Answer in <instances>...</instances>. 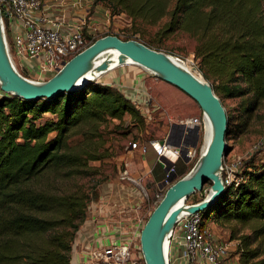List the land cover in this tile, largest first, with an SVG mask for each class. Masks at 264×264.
I'll list each match as a JSON object with an SVG mask.
<instances>
[{"label":"trees","instance_id":"1","mask_svg":"<svg viewBox=\"0 0 264 264\" xmlns=\"http://www.w3.org/2000/svg\"><path fill=\"white\" fill-rule=\"evenodd\" d=\"M166 1L108 0L111 11L107 10L111 17L123 14L129 18L132 29L137 21L155 25L167 15L169 19L159 33L167 36L184 30L195 37L197 70L204 80H212L215 94L214 84L218 82L216 89L222 95L232 98L250 94L252 109L257 108L264 100V0H175L168 11ZM135 33L136 29L123 41ZM95 40L97 37L90 40L91 44ZM228 82L235 84L228 86ZM125 115L141 117L119 90L100 83L52 99H0V264H15L19 237L55 227L57 220L49 217L53 212H61L65 221L87 216L89 209L82 200L33 190L27 184L51 172L76 167L78 156L67 150V140L82 124L104 117L121 121ZM176 171L182 176L187 170L179 163ZM241 175L243 181L237 187H226L210 208L199 213L202 226L209 220L242 225L264 221V159L256 169ZM262 235L264 228L239 238L230 236L231 241H239L240 264H264V253L253 247ZM64 239L63 235L55 236L53 249L38 258L30 257L32 264H68L66 252L71 251L72 239Z\"/></svg>","mask_w":264,"mask_h":264},{"label":"rangeland","instance_id":"2","mask_svg":"<svg viewBox=\"0 0 264 264\" xmlns=\"http://www.w3.org/2000/svg\"><path fill=\"white\" fill-rule=\"evenodd\" d=\"M174 1H166L167 11L171 10ZM98 5L106 9L109 7L108 0H105L102 5ZM108 10L111 11L110 8ZM168 19L166 15L155 25L137 21L135 28L132 29L129 18L125 15H117L109 21V27L103 25L101 31L96 33V36L98 39L102 35H114L123 40L136 29L137 33L132 34V39L130 40L144 43L153 49L158 48L161 52L175 57L187 66L197 70V62L194 57L196 46L195 37L184 30H177L167 36L159 33L161 32L160 29L163 27V24ZM9 38L10 35L8 36ZM14 63V67L20 75L29 80L37 81V79L31 78L21 71L16 65V60H14ZM29 63L33 66V62L30 61ZM133 69L140 70L144 75V86L150 96L149 101H151L149 103V112L145 114L141 106H138L141 115L140 118L125 115L121 121H118L104 117L100 121L82 124V126L71 133L67 140V150L78 156L76 167L74 169L64 170L63 172H51L46 176L33 179L27 184V187L33 190L46 191L63 197H76V199L82 200L86 204V208L91 213L94 214L97 211L99 217L105 216L107 220L111 221L113 219L115 221L114 214L113 211H110L109 208L107 209L104 206L105 203L101 200L103 192L107 188H112L117 184L123 186L125 189L130 188L133 191L136 190L140 194V200H138L135 207L128 209V206L124 202H121L126 209H120L119 211L116 209V212H120V222L127 225L125 230L122 229L125 234L123 242L127 243L137 240L142 226L156 207L158 202L156 195L159 192L158 183L162 178V172L157 166H154L150 171L144 169V166H141L144 158L139 153L132 151L129 143L136 142L142 145L147 141L161 139L166 136L170 129L166 115H170V113H165L163 116L159 115L162 110H165L166 103L161 101L162 98L172 102L169 107L176 109L175 113L179 115L178 119L180 121L189 118H203V113L192 99L185 97L183 93H180L162 79L136 65L118 66L116 69L108 71L99 78L94 79L95 81L91 82V84L101 82L110 75L121 74L120 72H123L122 76H127L130 74L127 71ZM208 83L212 85V80H209ZM216 84L218 82L214 84L216 95L220 98L226 114L229 117L228 135L226 137V145L229 148V152L225 158V162L228 163L232 159L239 158L241 165L236 175L238 178H241L242 173L256 169L257 166L262 164L264 159V147L254 148L258 142L264 141V100L253 110L250 103V94L228 98L222 95L220 90L216 89ZM234 84L231 82L227 83L228 86H233ZM241 87H243V84H241ZM155 104L160 106L159 108L156 107L159 111L153 110V107L156 106ZM45 117L52 118L50 115H46ZM205 134L206 131L203 132L200 129L197 140L192 141L195 144V154L193 159L186 166L184 165L187 170L186 174L192 172L202 155ZM52 136L53 134L49 135V138ZM129 161L139 163L141 172L139 170L132 171L133 164ZM210 186L211 183H206L201 191L190 195L184 205L196 204L206 199L210 193ZM63 216L61 212H53L49 217L57 220L55 227L44 231V233L25 235L22 238L19 237V241L15 247V251L17 250L14 254L16 257V259L14 257L15 264H32L29 258L32 256L38 258L46 250H52V240L57 235L65 236L64 240L72 239L71 251L66 252L67 263L71 264L74 244L78 241L77 236L83 229L87 217L85 216L81 219V216H77L72 217L71 221H69L70 219L65 221ZM70 224L77 227L75 232L74 230L76 228L70 226ZM138 224L142 225L138 227ZM204 227L209 228L216 239L228 244L229 254L227 260L233 263L232 260L236 261L238 258L240 264V254L239 257L237 254L239 241H231L230 236L239 238L241 236L251 235L254 231L264 228V221H250L242 225L235 222L209 220L204 224ZM127 232L130 234L127 235ZM70 233H72V237H70ZM112 240L106 243L100 251L103 248L111 246L113 244L111 243ZM255 246H258L259 251L264 253V235L254 243L253 247ZM83 251L87 254L90 264V261L93 259V251L89 253L90 250L88 248H85ZM99 252L96 253L98 254ZM136 256L139 255L136 254Z\"/></svg>","mask_w":264,"mask_h":264},{"label":"water","instance_id":"3","mask_svg":"<svg viewBox=\"0 0 264 264\" xmlns=\"http://www.w3.org/2000/svg\"><path fill=\"white\" fill-rule=\"evenodd\" d=\"M6 46L7 40L0 11V91L10 96L25 101H38L52 99L83 88L90 84V82L82 83V80L92 59L112 49L120 55L121 66L125 63L123 59H127L130 63L153 73L192 99L208 118L213 136L199 167L192 175L187 173L166 189L163 198L150 213L139 234L144 264H168L167 245L182 212L177 204L185 203L190 195L201 191L206 183H211L210 195L206 199L187 206L186 214H199L210 208L225 191L221 167L229 152L226 145L228 120L224 106L212 86L201 75L197 76L186 69L184 63L175 57L151 49L136 40L123 41L114 35L98 38L65 62L45 81H33L20 75ZM107 70L106 62L97 66V71L105 73ZM192 70L196 71L195 68ZM197 131L198 128H195L196 133ZM197 138L198 134L195 136V141ZM192 147H195V144H192Z\"/></svg>","mask_w":264,"mask_h":264},{"label":"built area","instance_id":"4","mask_svg":"<svg viewBox=\"0 0 264 264\" xmlns=\"http://www.w3.org/2000/svg\"><path fill=\"white\" fill-rule=\"evenodd\" d=\"M48 1L52 0H0L3 28L11 60L13 63L17 59L38 60L40 79L37 81H45L46 76L54 75L65 62L87 48L92 39L84 31L85 24L73 26L67 32L59 30L60 23L49 21L52 25L46 27V20L40 13L44 3ZM82 1L84 0H77L75 4ZM109 17L115 16L111 17L109 14ZM8 96L10 95L0 91V99ZM132 104L139 109L137 103ZM195 128H198L197 133ZM200 129L202 130V118L183 119L170 127L164 138L150 140L142 145L129 143L130 149L142 157L151 151L153 165L150 170L157 166L162 172L161 181L158 183L159 192L156 195L157 204L166 189L186 175H179L176 167L179 163L186 166L193 159L195 147H192V144ZM260 146L264 147V141L258 142L254 148ZM240 165L239 158L228 163L223 160L221 175L223 174L225 188L237 187L243 181L242 176L238 178L236 175ZM140 226L141 224H138V227ZM122 234L119 239L111 242V246L103 248L98 254L93 253L90 264H144L139 236L135 242L127 243L123 242V230ZM129 234L127 232V235ZM174 246L180 250L186 264H224L229 254L228 244L216 239L209 228L201 225L199 214L182 215L176 222L167 245L168 264H171L170 253Z\"/></svg>","mask_w":264,"mask_h":264},{"label":"crops","instance_id":"5","mask_svg":"<svg viewBox=\"0 0 264 264\" xmlns=\"http://www.w3.org/2000/svg\"><path fill=\"white\" fill-rule=\"evenodd\" d=\"M93 1L94 0H84L77 5L75 4L77 0L48 1L44 3L40 16H42L46 20V27H51V23H60L61 27L59 28V30L61 32H67V30H70L73 26L85 24L84 31L87 36L96 38V33L101 31V27L103 25L105 27H109V21L113 18L109 17V13L106 8L99 6L98 4H94ZM49 21L51 23H49ZM30 61L33 62V66L29 63ZM37 63L38 60L35 59L16 60V65L21 71L26 73L29 77L38 80L40 79V76H38ZM120 73L121 74L110 75L98 83L116 88L132 103H137L139 106H141L145 114L149 112V103H151V101H149L150 96L146 92V88L144 86V75L138 69L128 70L127 73L130 74L127 76H122L123 72ZM51 76L52 75L46 76L45 80ZM173 88L179 91L177 88ZM179 92L182 93L181 91ZM183 95L185 97H188L185 94ZM161 101L165 102L166 104L165 110H162L159 115L163 116L165 113H170V115L168 114L166 116L167 121L169 122V127H171L172 125H174V123L176 124L180 121L178 119L179 115L175 113V108L172 109L171 107H169L172 103L171 101H168L165 98H162ZM156 107L159 108L160 106H154V111L158 110L156 109ZM143 158L145 163L142 162L141 166H144V169H148L150 171L151 166L153 165L152 152L150 151L147 155L143 156ZM129 162L132 163L131 161ZM132 164V171L139 170L141 172L139 163L135 162ZM101 200L105 203L104 206L107 207V209L109 208L110 211H113V217L115 218V221L114 219L112 221L107 220L105 216H102L103 218L99 217L97 211L93 214L89 210L86 216L87 219L85 225L80 234H78L77 236L78 241L74 244L71 264H89L88 256L83 251L85 248H88V250H90L89 253L91 251H93V253L99 252L106 243L110 242V240H117L120 236L123 235L122 229L127 225H124L120 222V212H116V209L117 211H119L120 209H126V207L121 204V202H124V204L128 206V209H130L131 207H135V205L138 203V200H140V194L136 190L133 191L130 188L125 189L123 188V186L117 184L112 188H107V190L103 192V197L101 198ZM170 259L171 264H186V261L181 257L180 250L175 246L171 248ZM232 262L233 263H231L230 260H227L224 264H238L237 259L236 261L232 260Z\"/></svg>","mask_w":264,"mask_h":264},{"label":"bare ground","instance_id":"6","mask_svg":"<svg viewBox=\"0 0 264 264\" xmlns=\"http://www.w3.org/2000/svg\"><path fill=\"white\" fill-rule=\"evenodd\" d=\"M4 40H5V38H4ZM6 49H7V46H6ZM119 59H120V55H118L117 52H115L112 49H109V50H106V51L100 53L97 57L92 59V61L90 62L88 71L85 74V77L82 80V83H85V82L91 83V82L95 81L94 79L99 78L101 75L104 74V72L97 71V66L99 64H101L102 62H106L108 64V70L105 71V73L108 71H111L113 69H116L118 66H121V64H119ZM123 60L125 61L124 64L134 65V64L130 63V61H128L127 59H123ZM124 64H122V65H124ZM184 65L186 66V69L191 70L195 75H197V76L200 75V73L197 70L196 71L192 70V68L190 66H187L186 64H184ZM149 73H151V72H149ZM151 74H153V73H151ZM202 131L203 132L206 131L202 155L200 156L196 166L194 167V169L192 170V172L189 175H192L197 170V168L199 167L201 160H202L203 156L205 155V153L207 152L208 147H209L211 140H212V136H213L212 128H211V125H210L208 118L205 115H203V118H202ZM209 195H210V193H209ZM177 206L180 207L182 210V212L180 214L181 216L183 214H186L187 206L184 205V202L183 203L179 202L177 204Z\"/></svg>","mask_w":264,"mask_h":264}]
</instances>
